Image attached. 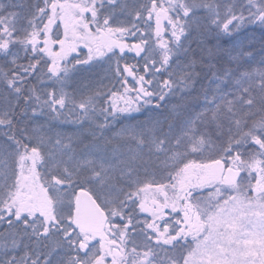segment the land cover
<instances>
[{"label": "snow or ice", "instance_id": "1", "mask_svg": "<svg viewBox=\"0 0 264 264\" xmlns=\"http://www.w3.org/2000/svg\"><path fill=\"white\" fill-rule=\"evenodd\" d=\"M0 264H264V0H0Z\"/></svg>", "mask_w": 264, "mask_h": 264}]
</instances>
